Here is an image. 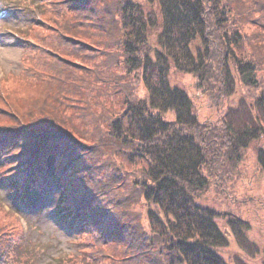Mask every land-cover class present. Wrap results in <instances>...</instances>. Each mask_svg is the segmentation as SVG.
I'll return each mask as SVG.
<instances>
[{
    "label": "trees",
    "instance_id": "1",
    "mask_svg": "<svg viewBox=\"0 0 264 264\" xmlns=\"http://www.w3.org/2000/svg\"><path fill=\"white\" fill-rule=\"evenodd\" d=\"M66 2L72 1L57 3ZM77 7L85 12L86 33L80 25L47 21L57 35L42 43L36 74L24 86L32 114L0 139L2 162L15 164L5 184L17 188L18 204H36L53 183L60 191L67 184L71 214L63 212L59 222L76 235L91 227L101 248L122 244L127 264H225L216 250L231 237L251 254L245 224L230 222L222 231L219 214L199 199L221 179L227 154L239 162L264 140V8L256 9L263 32L248 37L241 0H145L144 6L105 0L86 8L78 1ZM173 72L196 78L197 90L217 109L216 122L201 119L195 99L173 84ZM240 87L251 97L227 105ZM257 160L264 171V148ZM93 177L127 186L120 184L121 197H114V185L105 191ZM12 246L0 238V264Z\"/></svg>",
    "mask_w": 264,
    "mask_h": 264
},
{
    "label": "rangeland",
    "instance_id": "2",
    "mask_svg": "<svg viewBox=\"0 0 264 264\" xmlns=\"http://www.w3.org/2000/svg\"><path fill=\"white\" fill-rule=\"evenodd\" d=\"M58 1L66 0H0V139L12 135L16 126L32 114V107L26 106L28 100L24 86H27L30 76L36 74L39 62L37 54L45 52L41 50L42 43H48L57 35L55 28L47 21L80 25L81 31L86 33L84 16L81 15L85 12L77 7L78 1L83 2L86 8V4L91 1L99 3L105 0H71L72 2L57 3ZM121 2L145 5V0ZM251 6L253 14L250 13L249 16ZM260 6L264 8V0H241V7H244V13L239 12L240 21L243 19L241 28L242 33L246 32L248 37H253L259 30L262 31L257 17L260 15V20L264 17L261 14L256 15V9ZM81 40L86 39L81 37ZM71 68L75 69L74 66ZM172 74L173 84L186 89L195 99L201 119L216 122L214 117L217 109H210L212 104L209 94H201L197 90L196 78L180 72ZM83 77L89 80L87 73H84ZM238 90L235 96L227 100V105H236L243 96L251 97L250 91H243L241 87ZM137 92L140 98L146 95L142 83L138 84ZM71 101L78 102L75 99ZM45 112L47 113L46 110ZM113 112L118 118L122 117L121 113L115 110ZM259 148H264V140L252 144L246 152H242L243 159L239 162L235 159L229 160L227 154L226 158L222 159L225 161V168L218 170L221 179L212 181L208 191L199 199L202 206L219 214L217 219L222 231L230 230V222L236 225L243 223L245 225L241 226L248 228L246 234L254 250L251 254H246L237 240L231 237L228 247L216 250L218 257L225 264H264V171L257 160ZM82 152L83 149L77 155H82ZM115 161L119 163V169L123 173L126 172L127 166L123 161L119 158ZM4 165L0 157V238L9 241L13 246L5 250L3 264H112L114 261L118 264L128 263L129 256L123 252L122 244L121 247L119 244L113 246L105 243L107 246L101 248L96 244L91 227L85 225L83 229H79L81 233L77 232L76 235L59 222L57 217L60 214H71L67 208V196L70 195L68 190L66 192L67 184L60 191V184L53 183L37 199L36 204L28 202L19 205L17 188L5 184L8 176L16 170L15 164L11 161ZM127 171L129 173V168ZM82 172L75 180V185L79 186L82 175L86 174ZM93 180L98 181L105 191L109 184L114 185V197H121L123 188L120 184L124 185L121 181L115 184L113 180L105 178L93 177ZM147 223L144 218L145 227ZM104 241H108V238L101 243L104 244Z\"/></svg>",
    "mask_w": 264,
    "mask_h": 264
}]
</instances>
